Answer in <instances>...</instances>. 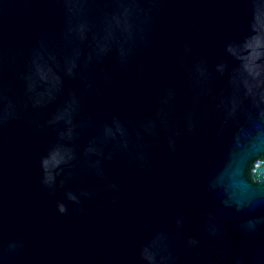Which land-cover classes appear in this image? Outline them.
Segmentation results:
<instances>
[{
	"label": "water",
	"instance_id": "obj_1",
	"mask_svg": "<svg viewBox=\"0 0 264 264\" xmlns=\"http://www.w3.org/2000/svg\"><path fill=\"white\" fill-rule=\"evenodd\" d=\"M0 264H264V0H0Z\"/></svg>",
	"mask_w": 264,
	"mask_h": 264
}]
</instances>
